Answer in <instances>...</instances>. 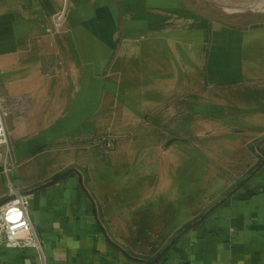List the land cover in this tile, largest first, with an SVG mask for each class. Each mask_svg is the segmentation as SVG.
I'll list each match as a JSON object with an SVG mask.
<instances>
[{
    "label": "crops",
    "instance_id": "crops-1",
    "mask_svg": "<svg viewBox=\"0 0 264 264\" xmlns=\"http://www.w3.org/2000/svg\"><path fill=\"white\" fill-rule=\"evenodd\" d=\"M0 100V206L33 194L46 264H264V23L0 0ZM0 264L41 261L0 241Z\"/></svg>",
    "mask_w": 264,
    "mask_h": 264
},
{
    "label": "built area",
    "instance_id": "built-area-1",
    "mask_svg": "<svg viewBox=\"0 0 264 264\" xmlns=\"http://www.w3.org/2000/svg\"><path fill=\"white\" fill-rule=\"evenodd\" d=\"M5 108L0 100V145H8L5 126ZM108 149H113L114 139L105 138ZM33 194L11 187L9 198L0 206V241L7 248L28 246L37 250L41 264H46L43 239L29 216Z\"/></svg>",
    "mask_w": 264,
    "mask_h": 264
},
{
    "label": "water",
    "instance_id": "water-1",
    "mask_svg": "<svg viewBox=\"0 0 264 264\" xmlns=\"http://www.w3.org/2000/svg\"><path fill=\"white\" fill-rule=\"evenodd\" d=\"M207 20L229 27H248L264 23V5L250 9H226L210 0H181Z\"/></svg>",
    "mask_w": 264,
    "mask_h": 264
},
{
    "label": "rangeland",
    "instance_id": "rangeland-1",
    "mask_svg": "<svg viewBox=\"0 0 264 264\" xmlns=\"http://www.w3.org/2000/svg\"><path fill=\"white\" fill-rule=\"evenodd\" d=\"M221 6L227 9H250L264 5V0H214ZM105 138L114 139V147L110 150H115L117 143L121 140L122 136L117 134H108L101 137V140L105 143ZM100 140V139H99Z\"/></svg>",
    "mask_w": 264,
    "mask_h": 264
}]
</instances>
